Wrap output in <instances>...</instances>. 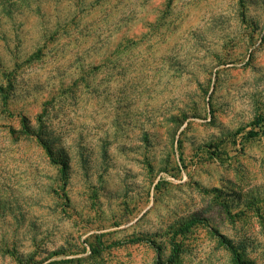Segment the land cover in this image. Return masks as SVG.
Segmentation results:
<instances>
[{"label":"rangeland","instance_id":"rangeland-1","mask_svg":"<svg viewBox=\"0 0 264 264\" xmlns=\"http://www.w3.org/2000/svg\"><path fill=\"white\" fill-rule=\"evenodd\" d=\"M263 124L264 0H0V264H264Z\"/></svg>","mask_w":264,"mask_h":264},{"label":"trees","instance_id":"trees-1","mask_svg":"<svg viewBox=\"0 0 264 264\" xmlns=\"http://www.w3.org/2000/svg\"><path fill=\"white\" fill-rule=\"evenodd\" d=\"M260 119L262 118H259L258 119V123H260ZM25 120H27L26 118H24V126L26 128V133H29L31 134L33 131L31 130H28V128L26 127V123H25ZM264 125V124H263ZM260 127L262 128V126L260 125ZM261 128H259L258 130H252V131H249L248 134H247V137L249 138H253V137H256V136H259L261 135L262 133V130ZM40 142L42 143L43 147L45 148L47 154L49 155V157L55 161V163H60L58 160L54 159V152H53V149L52 147L49 145V143L46 141V139H44L42 136H39V135H36ZM63 172L65 171V164L61 163L60 164ZM198 221V219H193V220H190L188 223H187V228H189L190 224H193V223H196ZM185 229V230H186ZM94 239L98 240V243L95 242V244H89L90 246V257H98L102 254V252L104 250H106L108 247L111 248V247H115V246H120L122 244H125L127 242H139V241H143V239L139 236H132V237H128L124 240H118V241H114L112 244L106 246L103 242V235L102 234H95L94 236ZM153 247L158 251V255H157V259H156V262L155 264H168L169 262V259L167 260H164L163 257H162V253H161V249L156 246L153 242H150ZM228 247H230V249L232 250L233 254H234V258L236 259V261L239 263V264H244L243 262H241L240 260V257L238 255V252L236 251V249L230 245V244H227ZM57 254H59L58 252H56ZM75 261L74 259H60V260H55V261H50V262H47L46 264H64V263H71ZM168 262V263H167ZM21 263V262H20ZM41 264L39 262H34V258H29V259H26V261H22L21 264Z\"/></svg>","mask_w":264,"mask_h":264}]
</instances>
